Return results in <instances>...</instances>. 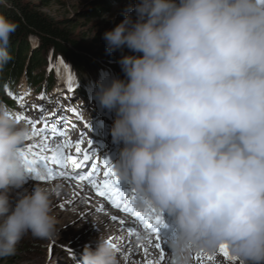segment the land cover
<instances>
[{"label":"clouds","instance_id":"1","mask_svg":"<svg viewBox=\"0 0 264 264\" xmlns=\"http://www.w3.org/2000/svg\"><path fill=\"white\" fill-rule=\"evenodd\" d=\"M18 27L0 14V70L12 60ZM103 39L109 53H132L118 61L123 78L97 85L100 105L115 112L112 140L123 145L111 163L137 208L171 218L164 264H197L194 254L221 245L239 264H264V3L137 0ZM25 69L5 81L0 102L9 103L11 82L39 89L55 80L35 85ZM31 135L0 104V258L14 255L25 236L58 234L59 192L49 186L56 182L41 181L46 169L21 151ZM76 264L121 258L99 231Z\"/></svg>","mask_w":264,"mask_h":264},{"label":"rangeland","instance_id":"2","mask_svg":"<svg viewBox=\"0 0 264 264\" xmlns=\"http://www.w3.org/2000/svg\"><path fill=\"white\" fill-rule=\"evenodd\" d=\"M13 1L48 17L55 23H62V26L71 31L80 43L93 49L100 47L104 40V32L120 23L129 7L137 3V0H0V6L13 10L12 7L15 4ZM99 3H107L109 6ZM28 43L30 51L25 56V68L31 70L32 60L40 45L39 41L32 36L28 37ZM15 58L18 59L19 56ZM107 63V61H102L100 67L123 73L118 62L113 65H107ZM40 70L32 72L33 76H40L43 80L52 74L58 75V77L67 76L74 83L78 85L80 83V79H77L66 60L63 57L54 56L52 53L48 55L47 61ZM98 71L99 69L95 70V72ZM95 72L92 71L89 74L88 71L83 81L92 82L93 79L91 80L90 75L93 76L96 74ZM96 78L97 76L94 77V79ZM99 81H105V78L99 77ZM80 100L81 98H78L77 103ZM25 187H30V185L27 184ZM67 199L70 202L68 196L63 199L54 198L53 209L54 215L58 219V234L50 239L25 236L17 245L14 255L0 258L3 264H76V258L79 259L86 244L95 247L99 231H102L96 221L87 218L89 212H86L84 203L77 201L70 205L67 203ZM102 233L108 238H113V235L106 234V231Z\"/></svg>","mask_w":264,"mask_h":264},{"label":"snow or ice","instance_id":"3","mask_svg":"<svg viewBox=\"0 0 264 264\" xmlns=\"http://www.w3.org/2000/svg\"><path fill=\"white\" fill-rule=\"evenodd\" d=\"M260 2L264 3V0H260ZM68 86L71 90V79L68 81ZM44 96L45 93L42 92L38 98L43 100ZM19 99L23 100V96L19 97ZM33 107L36 106L34 105ZM44 111L41 110L40 119L31 120L23 117L32 126L33 132L29 139L33 137H38L39 139L38 143L29 144L26 148L21 149L25 154L26 162L46 169L47 175L40 177V180L56 179L59 176L68 180L86 181L99 197L105 198L112 206L122 212L130 214L148 233L149 239L147 243L159 251V259L158 261L147 260L148 247L137 245L138 249L143 248L144 250L145 264H164L167 257V249L161 235V229L166 227L163 215L153 209H137L134 203L135 196L128 191H121L117 187L119 178L110 159L105 158L103 160L102 177H97L100 163L99 161L93 163L95 157L89 154L92 153V147L85 145L82 139L73 142L70 138H65L64 132L59 130L54 122L50 124L49 119L44 116ZM52 116L54 120L59 114L53 113ZM60 121L62 126V117H60ZM49 165L52 166L50 167ZM80 169H84L86 175H81L80 172L76 171ZM87 169L91 170L87 171ZM112 219L115 221L117 218L113 217ZM120 223L123 224L124 221H120ZM114 246L119 247L115 243ZM219 252L227 260L236 261V258L230 255L227 245H221ZM130 255L131 253L126 255L125 259L127 260ZM215 258L212 254L205 255L203 251L193 256L197 264H204V261H207V264H213Z\"/></svg>","mask_w":264,"mask_h":264},{"label":"trees","instance_id":"4","mask_svg":"<svg viewBox=\"0 0 264 264\" xmlns=\"http://www.w3.org/2000/svg\"><path fill=\"white\" fill-rule=\"evenodd\" d=\"M99 4L109 6L107 3ZM13 6V10L0 6V14L6 15L19 25L15 33L12 34L10 40L9 51L12 60L3 70H0V98L3 96V84L5 81L20 77L26 70L24 69L25 56L30 51L28 43V37L30 36L35 37L40 45L32 60L31 70H29V76L32 83L35 85L41 82L43 78L40 76L34 77L32 72L35 73V71H39L43 68L50 53L54 56L63 57V59L66 60V63L75 73L77 79H80L79 84L85 83L83 78L86 76V73L88 74V71L90 74L92 71L95 72L96 69H99L98 72H95L98 75L105 73L109 78L114 76L123 78V73L110 71L109 69L106 70L100 66H102V61H107V65H113L119 61L122 55L132 54L127 48H124L122 51L117 50L109 53L106 50L105 40H103L99 48L95 47L93 49L85 47L75 38L71 31L62 26V23H55L48 17L31 11L25 6H20L16 3ZM95 45H97L96 42ZM17 56H19V60L16 58L14 59V57ZM52 76V79H54V75ZM0 264H3L2 260H0Z\"/></svg>","mask_w":264,"mask_h":264},{"label":"bare ground","instance_id":"5","mask_svg":"<svg viewBox=\"0 0 264 264\" xmlns=\"http://www.w3.org/2000/svg\"><path fill=\"white\" fill-rule=\"evenodd\" d=\"M35 184V183H34ZM47 185V184H46ZM49 186H54V187H58V192H59V194L55 197V198H57V197H60V199H63V198H65L66 196H68L67 195V193L65 192H63V191H65L66 190V188H65V186H64V184H60V183H53V185H49ZM84 203V202H83ZM86 207V211L88 210V216H87V218H91L92 220H94V221H96V223H97V226L99 227V229L103 232V231H105L106 230V227L110 224L109 222H107V221H103V219L101 218V216L99 215H97V217L96 216H93L92 214L93 213H96V206H94V208H88L87 206H85ZM82 210V209H81ZM85 211V210H84ZM117 229V228H116ZM118 232H119V234H121V232L122 231H120V230H115V231H113V233L111 232V234H109V235H115V236H117L118 235Z\"/></svg>","mask_w":264,"mask_h":264}]
</instances>
